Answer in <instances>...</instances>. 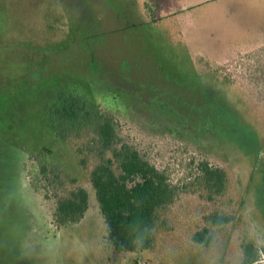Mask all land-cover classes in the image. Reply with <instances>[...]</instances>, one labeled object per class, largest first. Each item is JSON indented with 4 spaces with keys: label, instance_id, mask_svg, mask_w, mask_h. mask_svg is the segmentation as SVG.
Returning <instances> with one entry per match:
<instances>
[{
    "label": "rangeland",
    "instance_id": "374dc122",
    "mask_svg": "<svg viewBox=\"0 0 264 264\" xmlns=\"http://www.w3.org/2000/svg\"><path fill=\"white\" fill-rule=\"evenodd\" d=\"M0 35V264H240L243 240L264 263V0H0ZM59 91L112 114L173 181L192 157L223 169L226 192L181 196L151 250L115 252L91 164L50 129ZM31 153L87 190L80 223L52 222L26 180ZM211 212L231 220L211 227ZM204 228L209 244L193 243Z\"/></svg>",
    "mask_w": 264,
    "mask_h": 264
},
{
    "label": "trees",
    "instance_id": "16d2710c",
    "mask_svg": "<svg viewBox=\"0 0 264 264\" xmlns=\"http://www.w3.org/2000/svg\"><path fill=\"white\" fill-rule=\"evenodd\" d=\"M56 97L47 110L50 129L55 139L72 142L82 168L91 164L89 183L106 227L105 240L115 252L151 250L160 213L181 196L198 193L210 203L226 192V172L206 159L190 158L186 175L173 181L166 167H159L121 134L112 114L71 92L59 91ZM27 160L36 163L35 172L26 173L29 188L45 202L53 201L52 222L58 228L80 223L89 206L87 190L40 154L31 153ZM204 220L211 227H220L231 219L211 212ZM207 234L204 228L193 235L192 242L208 245ZM261 261L256 244L243 240L240 264H264Z\"/></svg>",
    "mask_w": 264,
    "mask_h": 264
},
{
    "label": "crops",
    "instance_id": "0c3cea01",
    "mask_svg": "<svg viewBox=\"0 0 264 264\" xmlns=\"http://www.w3.org/2000/svg\"><path fill=\"white\" fill-rule=\"evenodd\" d=\"M57 3H58V2H57ZM58 8H59V7H57V9H56V8L54 9V11H55L54 14L56 13V14L58 15V13H59ZM43 14H44V12H43ZM43 14H42V12H40V14L38 15V17H36L35 19H33V20H32V23H29V25H30V26H33V25H32L33 23L42 22L44 19H47ZM54 14H53V15H54ZM29 16H30V13H25V17H26V18H28ZM29 25H28V26H29ZM0 36H1V35H0ZM120 253H121V252H120ZM127 253H130V252H127ZM131 254H135V253H131Z\"/></svg>",
    "mask_w": 264,
    "mask_h": 264
}]
</instances>
